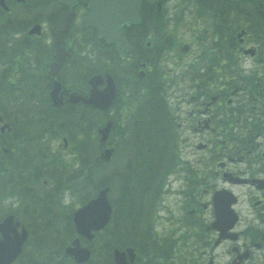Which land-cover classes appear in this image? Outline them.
Masks as SVG:
<instances>
[{
	"label": "trees",
	"instance_id": "1",
	"mask_svg": "<svg viewBox=\"0 0 264 264\" xmlns=\"http://www.w3.org/2000/svg\"><path fill=\"white\" fill-rule=\"evenodd\" d=\"M47 2L25 0L17 3L15 0H9L10 12L0 7V125L4 122L9 125L8 129L0 130V205L10 187L13 190L23 187L22 200L28 205L26 209L29 219L26 223L30 229V237H33L30 242L34 251L40 254V251H43L40 248L42 246L48 252L57 250L53 252L59 254L73 233V227L67 225L68 222L63 219L61 211L59 215L56 214L57 190L88 187L85 195L93 196L98 188L105 185L111 187L112 180L115 183L114 179L117 178L115 192L110 189L112 216L106 226L108 230L99 232V239L104 241L94 248V258L96 253H99V257L84 264H109L112 248H123L127 245L135 246L147 263L152 262L151 257L154 259L156 248L149 233L150 223H146L140 230L139 219L140 214L144 216L148 210L145 207L138 208V197L144 194L153 195L152 189L157 186L161 177L162 170L158 166L163 161L160 156L167 153L166 137H163V132L157 126L159 118L166 114L165 108L162 109V106L158 105V87L154 83L147 84V94L135 109L131 132L134 141L138 139L134 151L136 161H128L122 169L110 168L115 159L111 158L105 162L100 158L98 150L104 144L98 140L95 131L97 124L105 120L104 112L93 110L89 128L80 118L76 117L75 122L71 118L74 114L72 111L62 120L52 115L60 114L57 109L51 111L48 98L49 80H46L48 78H45L44 71V65L52 57V49L39 36L26 32L28 21L20 16L23 12L24 15H29L31 20H41L43 17L51 22L54 20V14L47 13L44 16V12L39 9ZM196 3L198 13L207 9L212 15L211 18L203 19V29L207 34L210 33L213 37L222 36L228 46L232 47L231 42H236L235 33L243 28L246 37L259 44V57L264 60V0H196ZM148 14L154 16V21L146 19L141 27H152L163 39V43L169 42V36L164 31L166 25L159 20L156 8L149 9ZM7 17L15 18L13 23ZM13 31L21 32V35L11 36ZM86 39L100 47L98 41L101 40L94 39L90 33ZM230 59L234 60L232 53ZM82 63H75L73 67L78 71L79 80L84 82L88 72L98 67L91 56L89 61L85 55ZM260 83L258 80L252 82L253 93L249 100L259 94L257 88ZM246 84H249L251 89L250 82L246 81ZM241 105L243 107L239 106L238 109L244 113L247 102ZM154 117L158 120H154ZM243 122L245 131L249 121ZM64 126L70 136L73 134L71 128L74 127L83 139L76 140L79 148L78 159L81 163L75 170L66 169L65 163H61L57 156L45 148L51 133H55L53 136L56 137L65 129ZM220 131L227 139H232L223 128ZM249 132L250 130L246 131V138ZM45 135L47 137L42 141L43 150L38 141ZM118 145L119 143L115 144L116 149ZM219 145L222 146L221 143ZM117 154L119 153H114L115 156ZM38 171L40 177L45 176L44 178L51 180L52 193H46V196L42 197L31 195L27 188L28 179L37 178ZM85 199L86 197L83 200ZM7 209L9 208L4 207L0 215L6 213ZM104 235L107 237L103 238Z\"/></svg>",
	"mask_w": 264,
	"mask_h": 264
},
{
	"label": "rangeland",
	"instance_id": "2",
	"mask_svg": "<svg viewBox=\"0 0 264 264\" xmlns=\"http://www.w3.org/2000/svg\"><path fill=\"white\" fill-rule=\"evenodd\" d=\"M173 12L174 10L172 6L170 14H169L170 18H172ZM187 18L185 17L186 21H184L181 27L179 28V32L181 33L180 38L184 42L186 40H191L192 34L190 32L193 31V27L197 26V25L190 26L193 19H190L187 21ZM41 25L43 26V31H47V32L50 31V26H51L50 23L41 21ZM190 27H192V30H190ZM71 38L75 39L74 34L72 33H71ZM189 43H193V42H189ZM193 44L195 45H190V52L186 56L182 54L181 55L177 54L176 52H172L170 49L167 50L162 56V63L160 64L161 67L159 71V77L162 82L164 94L166 98H168V101L172 109L175 108V110L176 109L178 110V116H179V121H180L179 123L181 124L179 128L180 136L182 137V140H183L182 142L179 136V145H180L179 149H180L181 158H186L190 160V162L196 159L198 160V162L194 164V166L191 168V173L186 170L187 164L181 163L180 169L168 179L169 182L167 183L166 188L167 189L170 188L171 193L170 194L164 193V196L161 197L160 201L158 200L159 204H158V211H157V223H156L155 229L159 232V235L166 236L168 233L169 227L176 228L178 230L180 228V232L179 233L176 232L177 236H172V239H175V241L172 240L171 242H168L167 240H164L165 242L169 243L166 245H163V243L160 241L157 244V246L161 248V251L171 252V255L173 252H175L176 253L175 256H178V258H180L182 262L184 263L185 261H187V258L192 256L191 254L196 251V247L195 245H190L189 243V242L193 243L192 242L193 238H191V240L186 239L185 233H187V231L190 229H189V226H186V224L185 226L181 225L183 223V218H184L182 211H181V206L185 202H187V200H189L190 198H193V193H195V191L199 188L198 184L194 185L192 181L193 176L198 175L199 177L204 173L205 167L207 163L209 162V160L207 159L208 154L213 153L211 147L209 148L210 150L209 149H197L195 147V144L199 141H203L206 143L210 140L211 136L212 138L216 136V134L214 133H210L207 131L201 132V130L192 129L193 126L190 127L189 124L192 121H194L193 119L194 117L193 118L191 117L190 119H188L186 116L187 110L191 108V105H188L189 102L186 100V98L192 93V90L189 85V75L186 74V72H189L190 70V65L187 63L186 59L189 58L190 55H194L193 54L194 52L201 51L200 45L196 43H193ZM208 48L209 50H212V47H208ZM217 53H218L217 51L216 52L214 51V52H210V54H205L203 56L210 58L216 64L217 61L219 60V53L218 55ZM200 56L201 55H199V57ZM215 57H217V59H214ZM244 66L245 67L249 66V61L246 57L244 61ZM65 68H68V67H65ZM183 74L184 76H182ZM121 90H125V89L121 88ZM124 101L126 103L124 105V109L128 111L127 104L129 102V99H128L127 92L125 91L121 94L120 98L117 99V102H119V104ZM262 101H264V99ZM126 105H127V108H126ZM197 116L198 114H196V117ZM202 117L207 118L206 115H202ZM124 120H125L124 111L116 112L115 120L113 123V128L110 133L111 139L116 140L117 139L115 135L116 132L120 131L119 129L125 128L123 124ZM58 146H60V143L58 141L55 142L54 145H52L53 149H55ZM70 147L71 145H69L66 149H62L63 152L70 153L69 152ZM113 158L115 159V155L113 156ZM212 161H213V158H212ZM251 163L250 165L246 164L245 166L243 163H233L230 165L235 166L236 168L244 166L243 167L244 171L249 173L250 170L248 169V167L251 166ZM258 163L259 162L257 161L255 166H257ZM45 185L47 186L48 184H45ZM192 188L194 189L192 190ZM190 190H192V194H187L184 196L182 195V192L186 191L189 193ZM233 190L234 192L239 194V197L242 200L240 204L242 210L239 211L241 214L242 220H245V221H250V219L254 220L255 210L252 209V204L251 202L249 203V200L246 196L247 192H251L250 187L245 186V185L235 186ZM21 191H22L21 188H17L13 190L10 187V189H8V195L4 198L3 203L0 205V211H2L4 207L16 209L17 207L15 206L14 203H12L13 201L19 205L27 204L26 201L22 200ZM84 195H85L84 188L76 189V191H74L73 193L72 198L67 197V204L71 205L72 207L77 206L78 204H80V201ZM166 198H169L170 200L167 201ZM156 203L157 202H155L152 205L150 209L151 212H154V213L156 212V208H157ZM172 218L174 220H172ZM176 219L178 220V222ZM163 224H165V226H163ZM105 230H108V228ZM98 241L103 243L104 240H98L96 236L94 238L93 244H96ZM29 246L33 247L31 242L29 243ZM40 248L43 249V251H40V254H41L40 256L47 257L49 254L48 250L43 248L42 246ZM95 259L96 258H93V260ZM61 264H73V263L70 260L64 259Z\"/></svg>",
	"mask_w": 264,
	"mask_h": 264
},
{
	"label": "water",
	"instance_id": "3",
	"mask_svg": "<svg viewBox=\"0 0 264 264\" xmlns=\"http://www.w3.org/2000/svg\"><path fill=\"white\" fill-rule=\"evenodd\" d=\"M65 1L68 6L76 0H62ZM2 6H5L4 0H0ZM141 0H89V13L86 14L87 24L95 25L98 28V36L105 38L107 41H115L117 47L121 50L125 41L122 35V26L123 24L129 22H136L138 20V9L140 6ZM73 11L70 8L66 11L63 16V25L60 30L57 32L56 41V60L50 65L51 73L56 72V69L59 66L61 55L63 53V47L59 45V38L63 31L68 27L70 20L73 16ZM38 25L33 26L29 32L37 31ZM53 73V74H54ZM99 82L97 76L90 79L92 84L90 97L86 101H90L95 104L97 107L105 108L109 105L112 97L113 91L112 88L110 91L107 89L98 93L96 89V84ZM58 88V84L55 83L53 89L51 90V95L56 103L58 97L55 95V92ZM77 97L71 98L72 101L76 100ZM102 133V139L105 138L107 133V127H103L99 130ZM109 155V151H105V158ZM107 188H102L98 191V194L95 198H92L89 203L81 207L75 214V220L78 222L79 228L82 229V233L86 237L92 236L89 231L92 229L101 228L109 218L110 214V204L106 198ZM217 213L219 217L225 218L226 208L218 207ZM10 217H7L3 222L0 223V230L3 233V239L0 240V264H6L7 261L16 253V247H12L13 244H20L24 239L25 231L22 234H16L14 226L10 223ZM12 233V234H11ZM75 249H68L70 252H74V257L78 261L85 260L88 255V249L80 247L75 243ZM127 252L130 256V259L133 258V249L128 248ZM113 264H121L125 262V252L114 250L113 252Z\"/></svg>",
	"mask_w": 264,
	"mask_h": 264
},
{
	"label": "flooded vegetation",
	"instance_id": "4",
	"mask_svg": "<svg viewBox=\"0 0 264 264\" xmlns=\"http://www.w3.org/2000/svg\"><path fill=\"white\" fill-rule=\"evenodd\" d=\"M146 2H148V0ZM184 2L187 3L189 6V8L186 9L188 13H191L190 7H194L197 12L198 5L196 3V0H184ZM80 4H85V1L81 0ZM149 8L150 7L148 5L147 9ZM80 12H81V9H79V11L77 12L78 15H80ZM198 21L202 22L199 18H198ZM194 31L196 30L194 29ZM170 33L171 35H173V32H170ZM191 42L196 43L194 37ZM169 43H171V45L173 44L177 45L178 42L177 43L169 42ZM193 43H187L186 45H195ZM186 45H183L180 43L178 46H176V49H178L181 53L184 54ZM189 50H190V47H189ZM203 51L204 49H201V52ZM201 52H197L196 55L197 56L201 55ZM186 60H187V63L190 65L189 72H186V74L189 75V80H191L189 85L192 90V93L189 95V97H191V99L201 100L204 96L207 95L208 90H205V89H207L208 87L206 86L213 80V75H207V68L211 70L212 66L213 65L215 66V64L210 58L201 57L200 60L197 61V64L194 65L192 68L191 58L189 57ZM66 74H68V72L64 71L63 75H66ZM182 76H184V74ZM202 87H205V88H202ZM214 94L215 95L213 96L215 98L216 97L218 98V91H216ZM66 95L67 94H65L64 97ZM221 96L219 98H221ZM214 97H211V99H213ZM204 103L202 101L199 102L200 105ZM200 110L201 109H197L199 113H201ZM240 170L244 171L243 168H241ZM207 190H208L207 187L201 189L200 194L202 198L206 199ZM207 207H208L207 202H204L202 204L201 212L204 213L203 216L205 218L204 228L205 230L209 231L210 233L209 237L212 236L211 238L212 241L209 238L203 237V247L208 246L209 250L202 249L201 251L196 253L195 260L198 259V256L200 257V259L198 261H195V264H216V261H215L216 259H221V261L217 264H220L221 262L222 263L227 262V264H264V227L261 226V221L260 220H252L248 222L246 221L247 223L243 228L236 229L238 234L234 238V240H231L230 238H225V239H221V240L219 239V241H216V237H218V232L209 226L210 221L209 222L206 221L205 212H206ZM58 208L61 210L63 206L62 205L58 206ZM68 216H69V213H65V217H68ZM14 217H15V220H18L15 214H14ZM65 220L69 221L68 218L67 219L65 218ZM71 220H72V217H71ZM188 220L190 221V218H188ZM194 221L198 222L199 225L201 226L203 225V222H204V220H197V219H194ZM21 223H23L22 225L26 227L27 223L25 222H21ZM262 225H264V220H263ZM246 228L255 229V230H253L252 232H249L248 234L246 232L248 229ZM26 229H27L28 234L26 236V239L24 240V242L22 243L20 247V251L7 264H59V263L61 264L64 259L70 260L73 264H78L77 262L73 260L71 256L63 253L64 249L62 253H59V254L53 252L57 250H53V251H50L47 257H41V256L36 257L35 251L32 249V247L29 246L30 229L28 227H26ZM195 236H198V235H195ZM172 255L174 256V253H172ZM177 259H178V256H175V259L173 258L171 260V263L180 264L179 262H177ZM185 264H186V261H185Z\"/></svg>",
	"mask_w": 264,
	"mask_h": 264
}]
</instances>
